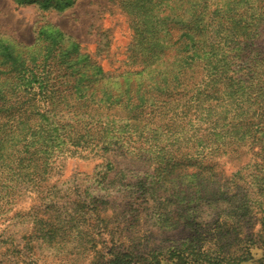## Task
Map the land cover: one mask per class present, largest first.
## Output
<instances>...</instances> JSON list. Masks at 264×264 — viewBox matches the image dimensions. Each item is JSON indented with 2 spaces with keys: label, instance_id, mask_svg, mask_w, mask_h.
<instances>
[{
  "label": "rangeland",
  "instance_id": "374dc122",
  "mask_svg": "<svg viewBox=\"0 0 264 264\" xmlns=\"http://www.w3.org/2000/svg\"><path fill=\"white\" fill-rule=\"evenodd\" d=\"M45 24L77 42L105 72L129 68L122 60L132 40L130 17L117 0H74L64 9L0 0V49L25 51ZM254 25L258 36L247 49L230 42L231 30L222 37V27L213 30L214 66L184 97L190 112L178 114L156 145L132 141L138 126L145 127L143 136L160 132V121H135L131 133L122 125L99 139V156L86 155L94 147L88 144L69 153L49 186L3 206L0 250H7L0 264H107L119 253L131 254L132 263L176 264L169 251L182 242L209 248L219 242L217 220L238 226L237 238L258 234V215L241 217L264 196V119L258 114L264 90L252 92L260 83L254 72H262L264 53L253 49L264 50V14ZM120 83L109 85L119 91ZM107 159L112 166H105ZM253 252L240 264H259L264 248Z\"/></svg>",
  "mask_w": 264,
  "mask_h": 264
},
{
  "label": "trees",
  "instance_id": "16d2710c",
  "mask_svg": "<svg viewBox=\"0 0 264 264\" xmlns=\"http://www.w3.org/2000/svg\"><path fill=\"white\" fill-rule=\"evenodd\" d=\"M14 1L18 5L34 3L42 9H64L74 2ZM117 1L129 15L132 29L127 56L122 60L129 68L117 74L105 72L90 54L80 52L77 42L52 24L39 26L32 46L21 53H11L1 45L0 209L49 186L55 169L69 153L83 151L88 144L94 147L86 155L92 152L99 156V139L107 132H119L122 125L129 126L131 133L135 121H160L161 125L154 124L160 132L143 136L145 127L138 126L137 139L132 141L156 145V138L173 126L178 114L190 112L189 100L184 97L194 90L198 76L214 66L213 30L222 27L220 37L231 30L230 42L247 49L258 36L254 21L264 14V0ZM253 51L257 56L264 53L260 48ZM170 52L174 58L167 57ZM241 54L247 53L242 50ZM257 56L255 59L260 58ZM262 59L258 64L261 74L254 72L260 83L254 84L252 92L264 90ZM116 79L121 80L119 91L109 85ZM259 102L258 114L264 119V95ZM196 103L200 105L199 99ZM113 163L107 159L105 166ZM249 215H258V234L237 238L238 226L229 227L217 220L219 242L212 248L184 241L169 251L170 258L178 260L176 264H240L251 259L253 249L264 248V196L241 213L242 218ZM2 249L0 254L7 250ZM132 259L129 253H119L106 262L138 264ZM259 264H264V257Z\"/></svg>",
  "mask_w": 264,
  "mask_h": 264
}]
</instances>
